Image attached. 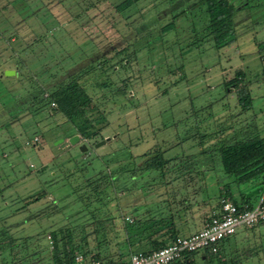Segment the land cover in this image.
<instances>
[{
    "label": "rangeland",
    "instance_id": "374dc122",
    "mask_svg": "<svg viewBox=\"0 0 264 264\" xmlns=\"http://www.w3.org/2000/svg\"><path fill=\"white\" fill-rule=\"evenodd\" d=\"M123 1L0 0V264H54L51 234L66 229L95 253L92 224L110 217L117 230L101 253L125 260L151 249L118 230L127 219L173 217L203 200L214 207L226 185L238 202L239 193L252 206L262 199L263 183L237 186L210 151L248 125L264 136V0H228L235 41L220 48L205 0H140L121 11ZM238 70L247 112L225 88ZM71 81L98 105L101 125L44 98ZM153 151L169 161L163 175L138 170ZM104 176L110 186L97 198L87 183ZM221 250L232 264H264V223L237 230ZM204 254L193 263L217 264Z\"/></svg>",
    "mask_w": 264,
    "mask_h": 264
},
{
    "label": "trees",
    "instance_id": "16d2710c",
    "mask_svg": "<svg viewBox=\"0 0 264 264\" xmlns=\"http://www.w3.org/2000/svg\"><path fill=\"white\" fill-rule=\"evenodd\" d=\"M139 1L140 0H125L118 5L117 8L124 11ZM205 1L208 2L207 13L210 16L211 34L214 37L216 47L220 48L233 43L235 39L232 37L233 31L231 30V26L233 14L235 12L234 7L229 4L228 0ZM243 76L244 73L241 70L236 71L234 78L225 83V88L227 90L235 88L234 92L238 104L243 112H247L252 108V98L247 86L242 84ZM44 98L51 99V103L55 104V108L64 116L70 119L73 117L86 118L92 127L101 125L105 120V116L98 113V105L85 95L84 91L75 81L60 86L55 93L49 95L44 94ZM261 132L262 129L260 130L259 127L248 125L245 128L239 129L237 132L234 131L232 136H224V138L218 141L210 151L214 158L219 159L223 173L232 177L233 183L237 186L254 181H262L264 184V136ZM168 162V160L163 158L162 152L153 151L148 155L147 159L139 165L138 170L145 173H158L163 175ZM87 184L97 198L103 194L107 186H110L105 176L98 181H88ZM226 188L227 185L223 187L224 193H221V195L219 194L217 205L212 209L209 215L213 211L218 210L221 199H229L239 208L245 206L248 208L252 207L250 200L245 198L244 195L243 199L238 202L232 197L229 189ZM262 198L264 203V192ZM113 219L114 218L110 217L108 220H97L92 224L95 232V236H92L95 253L92 254L85 252L82 246L73 241L72 232L70 230L66 229L61 238H59L56 233H52L51 239L53 245L51 253L53 263L73 264V259L77 253H81L86 258L91 256L94 259L111 263L122 262L123 259H121L122 254L120 251H118L120 254H118L119 257H117V259H113L111 256L105 257L101 253L102 243L107 241V233L117 230L112 224L111 220ZM107 226L109 230H107V228L105 229ZM130 226H133V228ZM118 230H121L127 235V240L145 236L151 249L142 251L143 253L165 248L172 244L178 237L171 216L164 219L152 218L144 221L132 220V222L129 223L128 221H123V226L118 227ZM85 238L88 237L85 236ZM87 247L89 248L88 245ZM78 249L79 252H75ZM221 252L222 250L220 247L216 254L205 252L203 258L206 259L207 255H210L217 264H232L231 260L226 262L222 259ZM193 254L194 253H184L177 264H194L192 261Z\"/></svg>",
    "mask_w": 264,
    "mask_h": 264
},
{
    "label": "built area",
    "instance_id": "2783aa9c",
    "mask_svg": "<svg viewBox=\"0 0 264 264\" xmlns=\"http://www.w3.org/2000/svg\"><path fill=\"white\" fill-rule=\"evenodd\" d=\"M51 106L53 108L55 104L51 103ZM260 223H264L263 198L251 208L247 206L239 208L229 199H221L218 210L208 216L201 230L188 236H178L165 248L149 253L135 252L117 263L97 260L91 256L86 258L81 253H77L73 264H177L184 253L203 251L216 254L222 243L233 236L237 230L253 229Z\"/></svg>",
    "mask_w": 264,
    "mask_h": 264
},
{
    "label": "crops",
    "instance_id": "0c3cea01",
    "mask_svg": "<svg viewBox=\"0 0 264 264\" xmlns=\"http://www.w3.org/2000/svg\"><path fill=\"white\" fill-rule=\"evenodd\" d=\"M259 182L262 184V181ZM221 193H224V189H221L220 195ZM243 195L245 198L249 199V195L239 193L240 199H243ZM216 205L214 207L210 206L205 200L201 201L200 203L193 202L192 204H186V207H184L183 210H181L179 213L177 211L175 216L173 215L172 217L177 235L188 236L201 230L204 226L207 216L212 211V209L216 207ZM171 211L174 213L176 210L172 208Z\"/></svg>",
    "mask_w": 264,
    "mask_h": 264
},
{
    "label": "water",
    "instance_id": "95a60500",
    "mask_svg": "<svg viewBox=\"0 0 264 264\" xmlns=\"http://www.w3.org/2000/svg\"><path fill=\"white\" fill-rule=\"evenodd\" d=\"M6 74H7V75H10V72H7ZM109 140H110V139L107 138V139L101 141L100 143H97V144L95 145V147H96V148L101 147L102 145H105V143L108 142ZM79 141H80L79 137H78V136H74L73 138L70 139L69 142H70L72 145H76L77 143H79ZM80 151H81V152H86V151H87V147H86L85 145H81V147H80Z\"/></svg>",
    "mask_w": 264,
    "mask_h": 264
}]
</instances>
